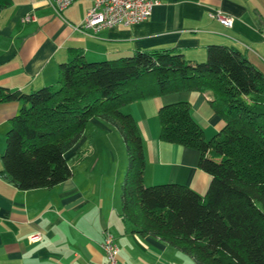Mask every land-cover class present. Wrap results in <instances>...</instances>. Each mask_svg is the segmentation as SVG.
I'll list each match as a JSON object with an SVG mask.
<instances>
[{
	"label": "trees",
	"instance_id": "obj_1",
	"mask_svg": "<svg viewBox=\"0 0 264 264\" xmlns=\"http://www.w3.org/2000/svg\"><path fill=\"white\" fill-rule=\"evenodd\" d=\"M10 0H0V10ZM178 92H209L222 127L206 140L190 106H162L157 139L197 153L209 177L203 196L174 183L142 185L144 158L136 125L123 107ZM12 93L0 86V103ZM0 156V177L19 191L50 189L70 177L64 154L88 120L117 132L126 156L119 217L131 232L159 240L194 264H264V74L233 47L209 45L204 62L180 53L135 51L88 62L81 52L58 66L54 85L15 92Z\"/></svg>",
	"mask_w": 264,
	"mask_h": 264
},
{
	"label": "crops",
	"instance_id": "obj_2",
	"mask_svg": "<svg viewBox=\"0 0 264 264\" xmlns=\"http://www.w3.org/2000/svg\"><path fill=\"white\" fill-rule=\"evenodd\" d=\"M155 1L158 5L143 23L83 33L76 28L92 5L89 0H76L60 16L46 0H10L0 10V86L12 93L0 103V156L9 120L20 108L14 93L54 85L58 66L70 60L71 50L80 51L88 62L169 50L200 63L209 45H224L242 51L264 74V0ZM215 11L232 17V27L210 18ZM26 17L31 20L24 22ZM210 95H157L120 109L131 116L141 139L143 186L174 183L204 195L209 177L197 168V153L160 142L156 114L164 105L187 102L208 140L222 127L209 104ZM114 130L97 118L89 119L74 147L64 154L70 177L50 189L19 191L0 177V264H102L99 246L104 231L117 246L118 264H194L159 240L132 233L119 217L122 172L110 163L104 172L96 170L98 158L89 142ZM85 142L89 149L78 151L80 156L74 153ZM32 236L38 239L29 241Z\"/></svg>",
	"mask_w": 264,
	"mask_h": 264
},
{
	"label": "built area",
	"instance_id": "obj_3",
	"mask_svg": "<svg viewBox=\"0 0 264 264\" xmlns=\"http://www.w3.org/2000/svg\"><path fill=\"white\" fill-rule=\"evenodd\" d=\"M51 3L54 12L60 16L61 12L73 4L76 0H46ZM91 7L87 11L84 20L76 28L79 32L90 30L94 33L102 29L116 26H133L147 21L154 6L158 5L155 0H89ZM210 18L215 19L226 28H231L234 19L222 14L220 11L211 13ZM31 20L30 17L23 19L24 22ZM37 236L28 238L29 241L37 240ZM100 249L103 255L102 264H118L116 255L118 253L111 235L104 231ZM92 264V263H86Z\"/></svg>",
	"mask_w": 264,
	"mask_h": 264
},
{
	"label": "rangeland",
	"instance_id": "obj_4",
	"mask_svg": "<svg viewBox=\"0 0 264 264\" xmlns=\"http://www.w3.org/2000/svg\"><path fill=\"white\" fill-rule=\"evenodd\" d=\"M98 140H101V141H98ZM89 142L91 143L90 148L95 149V155L98 158V162L96 164V170L98 169V167H100L102 169V172H104V169L107 167V165L109 163L112 164L113 170L118 169L119 171L122 172V176L120 177V179L118 178L119 180L118 184H120L123 174H124L125 167H126V156H125L124 148L122 146L121 140L117 132L116 131L111 132V135L106 134L102 138H97L96 136H94L93 141L91 142L90 140ZM85 144L86 146H82V147L80 146V147L74 148V153L76 152V154L78 153L80 156V152L78 151H85L89 149L87 148L88 146L87 142H85ZM72 147H74V145ZM107 150H109L110 154L105 153ZM87 154L88 153L86 152L85 155ZM92 177L94 178V176Z\"/></svg>",
	"mask_w": 264,
	"mask_h": 264
}]
</instances>
